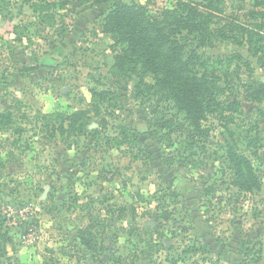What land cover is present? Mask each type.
<instances>
[{"label":"rangeland","instance_id":"374dc122","mask_svg":"<svg viewBox=\"0 0 264 264\" xmlns=\"http://www.w3.org/2000/svg\"><path fill=\"white\" fill-rule=\"evenodd\" d=\"M41 1L0 0V113L11 112L13 121L0 127V264H242L243 240L264 246V100L248 101L243 88L230 96L242 113L230 129L241 139L258 136L263 146L258 160L241 140L262 179L259 193L244 195L222 173L225 128L216 123L193 150L179 135L165 137L156 120L175 114L172 102L138 98V77L113 70L122 47L102 32L112 1L48 0L55 6L36 13L32 5ZM121 1L148 4L152 13L177 2ZM40 13L54 20L41 22ZM211 42L205 50L215 67L264 81V48ZM234 52L250 60L252 76ZM93 90L110 98L94 103ZM77 110L89 112L88 129L98 135H71L67 118ZM124 126L141 140L136 147L107 140H120ZM88 226L92 250L79 238Z\"/></svg>","mask_w":264,"mask_h":264},{"label":"trees","instance_id":"16d2710c","mask_svg":"<svg viewBox=\"0 0 264 264\" xmlns=\"http://www.w3.org/2000/svg\"><path fill=\"white\" fill-rule=\"evenodd\" d=\"M78 1H92L96 5L112 1L102 32L112 35L122 47L121 52L115 55L113 70L138 77V98L152 94L166 96L172 102L175 109L172 117L167 118L165 112L160 113L159 107L153 111L154 114H162L156 120V125L165 131L164 136L179 135L187 141L186 147L193 150L199 143L209 140L210 133L218 123L228 132L223 144L225 152L221 155L226 162L222 173L229 171V184L236 187L240 194L259 193L262 189L261 176L255 160L242 150L241 140L247 142V150L252 151V155L260 160L263 156L260 152L263 147L261 139L249 134L241 139L230 129L239 117L238 114H242L241 103L230 99V96H237L236 92L240 90L238 88H243L248 101L261 103L264 100V81H246L241 78L238 70L234 75L230 69L220 70L214 66V57L205 48L212 43V39L222 38L238 46L248 43L254 47L255 53H260L264 48V0H252L250 8L243 4L244 0H240L241 5L232 0H177L173 8L156 13L149 11L148 4H127L121 0ZM68 3L63 1V5ZM53 6L55 4L48 0L32 5L36 13L49 11ZM41 13V22L51 24L54 20L52 15V19L45 18ZM18 28L16 27L15 33H18ZM230 57L242 61L248 74L253 75L249 59H244L239 52L231 53ZM236 77L240 80L239 85L234 84ZM92 95L94 103L110 98V93L104 90H93ZM11 116L9 111L0 113V127L12 125ZM67 119L70 121L68 131L71 135H83L90 131L87 110H77ZM251 127L249 132L255 129L254 126ZM61 129L63 132L67 131L64 126ZM90 132L95 135L98 131ZM120 134V140L107 137L117 149L122 145L136 147L141 142L136 133L125 126L120 129ZM169 215H166L167 219L170 218ZM4 224L5 218L0 217L1 238L6 237L2 232ZM79 238L88 250L96 248L90 226L80 231ZM197 246L194 243L190 251L200 250ZM263 247L259 242L243 240L239 249L242 264H261L264 258Z\"/></svg>","mask_w":264,"mask_h":264}]
</instances>
